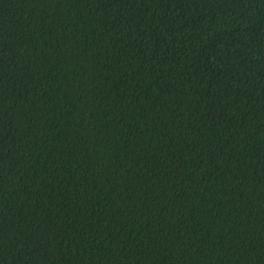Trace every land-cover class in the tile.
<instances>
[{"label":"trees","instance_id":"1","mask_svg":"<svg viewBox=\"0 0 264 264\" xmlns=\"http://www.w3.org/2000/svg\"><path fill=\"white\" fill-rule=\"evenodd\" d=\"M0 264H264V0H0Z\"/></svg>","mask_w":264,"mask_h":264}]
</instances>
